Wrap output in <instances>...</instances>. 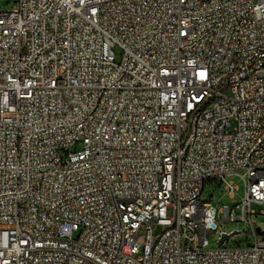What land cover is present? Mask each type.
Here are the masks:
<instances>
[{
	"label": "built area",
	"instance_id": "built-area-1",
	"mask_svg": "<svg viewBox=\"0 0 264 264\" xmlns=\"http://www.w3.org/2000/svg\"><path fill=\"white\" fill-rule=\"evenodd\" d=\"M234 175L241 202L203 198L215 182L233 197ZM254 205L264 214V0L0 11V264H264ZM218 220L254 242L227 246L239 231ZM212 231L229 238L212 248Z\"/></svg>",
	"mask_w": 264,
	"mask_h": 264
},
{
	"label": "rangeland",
	"instance_id": "rangeland-1",
	"mask_svg": "<svg viewBox=\"0 0 264 264\" xmlns=\"http://www.w3.org/2000/svg\"><path fill=\"white\" fill-rule=\"evenodd\" d=\"M16 0H0V11H5L11 9ZM231 179L234 181L236 186H238V190L235 195L231 197L229 195V191L221 185L219 182L215 183H207L205 191L203 193V198L207 201L212 202L217 207L222 206L224 204L235 205L242 201V198L245 194V183L244 180L240 176H232ZM257 214L254 215V220L257 226H260L262 230H264V214L261 213V206L254 205ZM218 225L221 227V230H238L239 232L234 234L230 240L226 243L229 247H235L238 245L247 246L252 244L255 240L254 234L246 224H237V223H225L218 220ZM160 229L157 231L159 232ZM144 234L145 228L142 227L139 231V241L140 243L144 242ZM219 232L212 231L209 242L210 247L216 248L219 246L218 243Z\"/></svg>",
	"mask_w": 264,
	"mask_h": 264
},
{
	"label": "water",
	"instance_id": "water-1",
	"mask_svg": "<svg viewBox=\"0 0 264 264\" xmlns=\"http://www.w3.org/2000/svg\"><path fill=\"white\" fill-rule=\"evenodd\" d=\"M257 231H258L260 234L264 235V230H262L260 226L257 227ZM228 238H229V235H224L223 239H222L221 241H219V245H222V244L224 243V241H225L226 239H228Z\"/></svg>",
	"mask_w": 264,
	"mask_h": 264
}]
</instances>
